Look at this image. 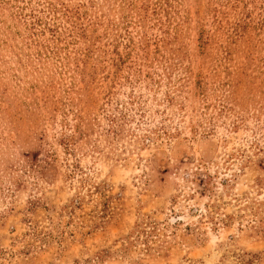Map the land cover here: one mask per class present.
I'll return each instance as SVG.
<instances>
[{"label":"rangeland","instance_id":"obj_1","mask_svg":"<svg viewBox=\"0 0 264 264\" xmlns=\"http://www.w3.org/2000/svg\"><path fill=\"white\" fill-rule=\"evenodd\" d=\"M0 264H264V0H0Z\"/></svg>","mask_w":264,"mask_h":264}]
</instances>
